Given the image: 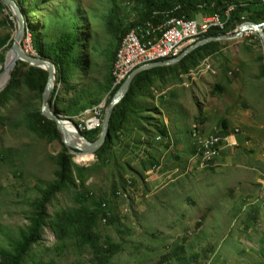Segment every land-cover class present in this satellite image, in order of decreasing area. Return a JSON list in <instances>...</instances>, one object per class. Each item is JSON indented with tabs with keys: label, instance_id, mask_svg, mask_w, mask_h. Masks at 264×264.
I'll use <instances>...</instances> for the list:
<instances>
[{
	"label": "rangeland",
	"instance_id": "obj_1",
	"mask_svg": "<svg viewBox=\"0 0 264 264\" xmlns=\"http://www.w3.org/2000/svg\"><path fill=\"white\" fill-rule=\"evenodd\" d=\"M22 8L30 11L22 40V50L30 47V55L36 54L31 33L41 36L46 47L71 31L75 18L77 62L66 82L55 76L49 106L79 133L88 132L79 125L92 113L83 115L78 107L91 101L84 112L103 109L102 119L113 97L110 57L115 39L108 18L116 13L124 23L134 20L135 4L26 0ZM236 29L224 31L233 34ZM16 30L14 17L0 2V57L9 51ZM216 43L140 81L132 97L136 113L111 137L103 155L93 153L92 160L80 163L78 155L69 153L75 166L86 169L88 198L79 201L73 187L54 194L45 204L41 237L20 264H264L263 45L254 33ZM28 67L17 62L12 71L17 85L0 100V249H11L32 228L38 204L56 179L62 150L61 137L52 139L31 125L41 92L26 85ZM165 122L174 141L170 149L155 131ZM223 122L227 133L238 131L236 144L211 164L199 166L194 124L206 135L221 131ZM99 130L90 131L87 139L94 141ZM97 204L103 205L109 222L99 217L93 231L100 245L116 247L107 263L70 236L59 239L51 226L62 212L81 206L94 210Z\"/></svg>",
	"mask_w": 264,
	"mask_h": 264
},
{
	"label": "trees",
	"instance_id": "obj_2",
	"mask_svg": "<svg viewBox=\"0 0 264 264\" xmlns=\"http://www.w3.org/2000/svg\"><path fill=\"white\" fill-rule=\"evenodd\" d=\"M20 7H23L26 0H14ZM137 10L136 18L130 22H123L115 13H111L108 18L107 27L108 31L115 39V46L111 51L110 63L111 67L114 63L116 52L120 47L121 42L125 36L135 27H143L146 23L159 24L164 22L168 17H183L186 19H194L198 16H212L219 15L226 21L223 30L210 29L201 38L215 37L225 34L228 27L232 29L237 28L239 25L245 22H251L258 24L264 21V0H132ZM24 10V8H23ZM30 11L24 10L25 16ZM228 13V18L225 16ZM72 30L69 32L61 33L54 43L47 45L46 47L42 43V37L36 33H31V46L34 52L43 58H47L52 61L55 68V76L58 82H66V77L69 70L74 67L77 62L74 58V49L78 41L77 35L74 33L76 26L75 18L71 17ZM10 24L11 21H8ZM225 30V31H224ZM29 31V30H28ZM198 41V40H197ZM195 41V42H197ZM193 42V43H195ZM217 43L212 42L201 46L189 55H187L182 61L194 56L201 50L214 47ZM4 62L3 55L0 57V64ZM163 67L153 68L145 70L137 74L123 99L113 109L110 121H109V135L106 137L104 144L95 152L97 157H100L105 153L113 135H119L122 132L127 119L132 118V115L136 113L137 106L132 101V97L138 88L140 81L146 80V77L154 71H158ZM111 76V71H110ZM47 74L45 71L28 67L26 75H23L25 83L30 88L38 86V91L42 93ZM112 79V76H111ZM113 81V79H112ZM17 85V77L15 72L11 75V80L8 87L0 93V100L8 97L9 91L12 87ZM121 85V84H120ZM120 85L113 87L111 96L117 91ZM215 89L218 92H222V87L215 85ZM49 98V103L51 102ZM110 100L107 101V105ZM92 102H86L78 107L79 111H84L88 104ZM75 105V104H74ZM68 112H71V105L67 106ZM31 125L35 130L47 135L48 137L60 140V134L53 121L46 119L40 114V111L34 112L30 116ZM96 130V129H95ZM93 130V134H97V131ZM155 131L159 137L157 139H167L168 132L164 125L155 128ZM220 135L227 134V127L225 123H222V130L218 131ZM90 132H82L81 135L86 139L89 138ZM88 140V139H87ZM96 140V139H94ZM92 142V141H91ZM61 153L57 157L58 170L56 172V179L51 187L44 193L42 200L38 204V210L33 219L32 228L29 232H22L20 239L13 245L11 249H0V264H20L23 256L27 253L32 244L37 242L41 237V231L43 228V220L45 216V204L49 199L57 192L64 190L68 187L76 188L79 193V201L87 200L88 194L85 186V168L75 166L71 161L67 149L63 144ZM165 148L168 144L165 143ZM77 182V183H76ZM103 206V205H102ZM101 204H97L94 210H90L85 206H81L73 213L62 212L61 215L56 217L51 224L52 229L56 232L59 239H64L68 236L75 239V242L80 247H87L93 257L101 263H107L111 256L116 252L115 246L112 244H99L98 236L94 233L97 220L103 218L106 222H109L104 209Z\"/></svg>",
	"mask_w": 264,
	"mask_h": 264
},
{
	"label": "built area",
	"instance_id": "obj_3",
	"mask_svg": "<svg viewBox=\"0 0 264 264\" xmlns=\"http://www.w3.org/2000/svg\"><path fill=\"white\" fill-rule=\"evenodd\" d=\"M228 18V13H225ZM226 21L219 15L196 17L186 19L181 17H168L159 24L146 23L142 28L136 29L129 34L125 40V46L116 61V86L120 85L129 75V71L135 68L157 62L165 61L178 56L184 49L193 43H187V36L192 33H199V27L218 26L223 30ZM102 110L91 114L89 119L82 120L80 130L93 131L101 125ZM91 120L94 121L91 125ZM90 122V123H89ZM196 129L197 163L199 166L211 164L220 153L227 147L236 144L234 134L227 133L220 135L201 133L199 126L194 124ZM156 167H152L153 172Z\"/></svg>",
	"mask_w": 264,
	"mask_h": 264
},
{
	"label": "water",
	"instance_id": "obj_4",
	"mask_svg": "<svg viewBox=\"0 0 264 264\" xmlns=\"http://www.w3.org/2000/svg\"><path fill=\"white\" fill-rule=\"evenodd\" d=\"M0 2L5 4L11 15L14 17V20L17 24V30L13 35V42L10 46L9 51L6 53L4 57L3 71L0 74V76L5 75L6 77H5V81L0 85V92L7 85L11 73L18 61L25 62L30 67L39 68L45 71L47 74V78L40 97V101H41L40 109H39L40 114L44 116L46 119L53 121L55 123L56 128L58 129L59 134L61 136L62 144L67 149L68 153L74 155H79L82 154L83 152L92 155L104 144L106 137L109 135V121L113 109L126 95L133 78L140 72L145 70H150L153 68L175 65L176 63L180 62L184 57H186L188 54H190L192 51H194L195 49L201 46H204L212 42L239 39L246 33H254L260 38L263 45V56H264V21L258 24L245 22L239 25L233 34H222L215 37L211 36L201 39L193 43L192 45L188 46L178 56L174 58L139 66L130 72V74L125 78V80L121 83L117 91L114 93L113 97L108 103V106L101 120L98 137L96 138V140L91 142L87 140L84 136H82L81 133H79L78 131L67 130L64 127L63 123L69 121L64 119L59 114V111L57 109L49 106V97L55 85L54 64L52 63L51 60L40 57L37 54L27 55L22 52L21 50L23 49L22 40L27 32L26 16L24 14L23 8L20 7L17 4V2H15L14 0H0ZM70 137L77 138L78 140L83 141L85 146L81 147L77 143L70 141Z\"/></svg>",
	"mask_w": 264,
	"mask_h": 264
},
{
	"label": "bare ground",
	"instance_id": "obj_5",
	"mask_svg": "<svg viewBox=\"0 0 264 264\" xmlns=\"http://www.w3.org/2000/svg\"><path fill=\"white\" fill-rule=\"evenodd\" d=\"M140 28H142V27L137 26L134 29H132L131 31H129V33L125 36V38L121 42L120 47L118 48V51L116 52L115 60H114V63H113L112 69H111V76H112V79H113V87L116 86V61L118 60L119 55L121 54L122 50L124 49L125 40H128L129 39V34H132L136 29H140ZM212 28L219 30V27L218 26L199 27V33H192L190 36H187V43H193V42H195L197 40L198 41L201 40V38L206 34V32L208 30L212 29ZM29 51H30V47L26 48L25 50H22V52L25 53V54H27V55H30L29 54ZM130 72L131 71H129V74H130ZM5 77H6L5 75H1L0 76V85L5 81ZM100 110L101 109H98L97 108V109H93L91 111H85V112L83 111L82 114L83 115H87V114L90 115L91 113L94 114V113L99 112ZM93 123H94V121L91 120V125H93ZM63 125L69 131H73V130H76L77 131L78 130L75 126L73 127V125L71 123H69V122H64ZM211 134H214V132L211 133ZM192 136L194 138H196V129H195V127H193V129H192ZM70 141L77 143L81 147H84L85 146L84 142L81 141V140H78L77 138L70 137ZM77 159H78V162L85 163L87 161L92 160V156L90 154L86 153V152H83L82 154H79L77 156Z\"/></svg>",
	"mask_w": 264,
	"mask_h": 264
},
{
	"label": "crops",
	"instance_id": "obj_6",
	"mask_svg": "<svg viewBox=\"0 0 264 264\" xmlns=\"http://www.w3.org/2000/svg\"><path fill=\"white\" fill-rule=\"evenodd\" d=\"M165 127H166V129H167V132H168V138L167 139H164L165 140V142H164V144H163V147H164V145H165V143H167L168 144V147L167 148H165V149H170L173 145H174V141H173V136H172V133H171V130H170V128H169V123L168 122H165V125H164ZM190 133V131L188 132V134ZM190 135V134H189ZM121 137V136H120ZM237 141V140H236ZM191 145H192V140H191ZM194 145V144H193ZM193 145H192V147H193ZM193 149V148H192ZM195 153V152H194Z\"/></svg>",
	"mask_w": 264,
	"mask_h": 264
}]
</instances>
